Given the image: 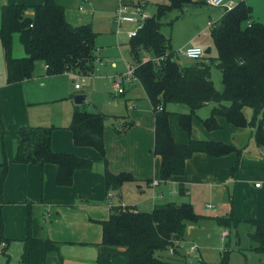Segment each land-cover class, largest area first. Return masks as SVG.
Masks as SVG:
<instances>
[{"label":"trees","instance_id":"obj_1","mask_svg":"<svg viewBox=\"0 0 264 264\" xmlns=\"http://www.w3.org/2000/svg\"><path fill=\"white\" fill-rule=\"evenodd\" d=\"M193 3V0H168L167 4L157 5L154 16L147 19L136 37L126 43L133 77L143 89L154 113L153 153L160 158L161 182L172 176H182L186 161L194 153H203L211 158L235 153L237 158L230 170L231 178L236 173L240 150L219 142L191 138V119L198 109L207 105H212L209 117L202 121L207 131L220 129L215 121L220 117L234 127L249 128L255 146L264 150V24L251 20V8L244 1L237 3L211 26L210 38L216 56L183 66L171 50L170 40L162 35L159 19L166 12L181 10ZM29 9L33 12L32 17L26 15ZM16 35L26 53L23 58L13 57ZM97 36L90 24L71 25L64 7L57 0H44L37 6H3L0 43L7 84H20L31 79L37 63L44 65L48 76L65 72L73 77L91 76L96 60ZM212 66L221 73V92L213 86ZM170 104L185 105L189 113L168 112L165 107ZM244 109L251 110L248 120ZM109 118L98 110H76L67 127L75 147L91 148L97 152L107 191L117 190L123 183L135 182L130 174H112L107 169L103 129ZM112 119L123 120L120 124L113 122L112 128L116 133L126 132L132 125L125 118ZM53 130V127L21 128L17 135L14 163L55 165L56 185L70 187L74 172L92 170L93 162L71 153L53 152ZM7 170L8 164L5 163L0 194ZM178 194H184L181 185ZM205 219L227 230L237 229L239 224L232 211L225 216L208 218L197 215L188 203L161 204L148 212L123 205L114 207L106 220L96 222L101 228V241L97 245L95 264H188L186 256L180 253L185 227ZM245 223L251 229L248 233L254 246L251 250L264 255V222ZM0 229H3L2 221ZM2 239L8 244V240ZM59 249L60 243L45 236L40 217L34 214L33 205L28 203V235L24 240L21 264H45L50 254H56L61 260ZM164 252H170V257L162 256ZM229 255V251L222 252L215 264H228ZM6 264H10L9 259Z\"/></svg>","mask_w":264,"mask_h":264},{"label":"crops","instance_id":"obj_2","mask_svg":"<svg viewBox=\"0 0 264 264\" xmlns=\"http://www.w3.org/2000/svg\"><path fill=\"white\" fill-rule=\"evenodd\" d=\"M231 1L235 5L244 1L251 8V20L262 23L264 18L254 14L249 0ZM43 2L44 0H0V26L3 6L13 4L37 6ZM57 2L64 7L66 19L71 25H84L82 23L84 20L72 19L69 6L71 0ZM86 2L87 0H80L77 7L79 12L84 11L81 4ZM134 2L137 1L126 3ZM122 4L123 2L115 6V9ZM157 4L152 5L156 7ZM80 6L82 10L79 9ZM223 13L221 9L217 18L210 21L218 22ZM26 15L32 17V10L29 9ZM111 21L109 32L114 34L116 28L114 13ZM85 24L92 26L91 23ZM93 31L99 35L94 29ZM193 43L195 47L203 50V55L210 50L208 42L204 43V46L198 39ZM19 45L21 46L19 37L16 35L13 40V57L16 46ZM22 49L24 50L23 47ZM24 53L18 49V56L15 57H23ZM98 54L100 57V52ZM215 56L212 55L213 58ZM193 62L195 61L188 64ZM126 63L130 64L128 50ZM111 66L115 68L114 63ZM126 72H119L110 77L111 88L113 79ZM213 72L212 69L211 80L215 87ZM62 75L72 78L75 84L72 74L65 72ZM59 76H48L44 65L37 63L31 79L20 84L8 85L4 53L0 43V184L4 165L8 164L0 194V221L3 222L1 233L2 237L8 240V244L0 253V256H3L0 257V264H6L8 259L10 264H21L24 240L28 235V203L33 205L34 214L40 217L45 236L60 243L59 254L62 259L59 260L56 254H50L45 264H95L97 245L101 241V228L97 221L106 220L112 209L120 205L148 212L157 205L171 202L179 204L175 198L179 196L180 185L184 190V194L181 195L184 202L181 203L190 204L197 215L208 218L221 217L232 211L233 218L239 221L238 226L247 225L245 222L248 221L264 222V150L255 146L249 128L234 127L225 119L217 117L215 121L220 129L207 131L202 121L210 115L212 105L198 109L191 119V138L219 142L240 150L236 173L231 178L230 170L237 158L235 153L217 158L194 153L186 161L182 176H172L166 182H161L160 158L153 153L155 117L141 86L137 82L126 84L121 95H116L111 89L108 97L98 103L90 100L88 94L78 92L84 91L81 87L75 89L74 85L73 87L71 85L73 89L68 92L61 86V80L57 79ZM89 77H94V73ZM75 93L76 97L85 96L87 102L76 105L70 99ZM174 106L167 105L165 110L178 113L175 112ZM94 107L110 117L103 129L107 169L112 174H130L135 179V182L123 183L117 190L107 191L105 188L103 166L97 152L91 148L75 147L72 134L67 129L74 111L94 112L96 111ZM245 116L249 119L251 111L246 110ZM112 117L125 118L132 125L126 132L116 133L112 128L113 122L120 124L123 120H113ZM27 126L53 127L51 150L91 160L92 170L74 172L71 186L59 187L55 183L57 174L55 165L15 164L18 131ZM153 182L157 185L153 186ZM207 229L212 233H219L223 243L230 237L229 230L218 227L209 219L187 224L185 227L187 233H184L180 253L186 256L188 241L199 242L201 240L199 235L204 234ZM223 232L228 233L224 239ZM209 234L207 232L206 236L209 237ZM201 250L204 251V248L201 247ZM197 251L193 254L199 264L208 263L203 260L199 247ZM162 256L170 257V253L164 252ZM186 258L189 264L191 259L188 256ZM260 264H264V261Z\"/></svg>","mask_w":264,"mask_h":264},{"label":"rangeland","instance_id":"obj_3","mask_svg":"<svg viewBox=\"0 0 264 264\" xmlns=\"http://www.w3.org/2000/svg\"><path fill=\"white\" fill-rule=\"evenodd\" d=\"M128 1L137 2L126 3ZM145 1H148L152 4L158 3L157 5L168 3V0ZM145 1L87 0L85 4H81L84 11L79 12L77 10V7L80 5V0H71V4L69 6L71 7L70 9L72 19H77V21L84 20L82 21L83 24L91 23L93 29L99 33V35L97 36L96 44L97 50L100 52V57L98 54L97 61L94 62V77H85L83 83H79L81 90L84 91L78 92H84L88 94L90 100H94V102L98 103L104 101L106 97H108V94L112 92L110 77L116 73L127 71L128 65L126 63V58L128 48L126 46V43L128 39L126 33L130 31L132 27H130L129 25H122L119 28L118 35L115 34V31L113 32L114 34L109 32L112 25L111 18L113 16V13H115L116 11L115 6L123 2L122 5L127 7L129 10L134 11L136 9H141L142 11H144V13H147L148 15H151V17H153L156 12V7ZM193 2V4L187 5L181 10H171L169 12H166L165 15L159 19L160 23L162 24L161 33L165 38L169 40L171 39L170 48L173 51H177V53L187 46H195L193 41L197 39L199 40V42H203V46L204 43L208 42L210 50H205L206 53H204L203 57H212V55H216V52L212 46V41L210 38V30L212 28L211 26H213L214 24V21L210 20L217 18V14L221 11V9L205 6L200 0H193ZM249 3L253 6L254 14H257L258 16H260V18H264V0H249ZM148 8L149 10H147ZM208 23H211V26H208ZM262 23H264V19H262ZM116 29H118V26H116L115 30ZM18 49H20V51L24 53V50L19 45L16 46L15 56H18ZM25 54L26 53L22 54L23 57L26 56ZM177 59L183 66L191 61H187L186 59L181 58V56L177 57ZM113 63L115 64V68L111 66ZM212 69L214 71V88L216 91L221 92L223 90V86L221 83V73L215 66H212L211 70ZM57 79L61 80V86L64 87L68 92L73 89L71 88V85L72 87L74 85L72 78L60 75L59 77H57ZM74 82L76 83V78H74ZM75 98L76 93L75 95L70 97L73 102ZM174 105L176 109L175 112L183 114L189 113V108L187 106L180 104ZM246 110L251 111L250 109H244L245 113ZM175 200L179 204L181 202H184L181 195L177 196ZM229 231L230 237H228L223 243L220 240L219 233H212V231L207 229L204 231V234L199 235L201 239L199 242L195 240L193 241V243L188 241L186 248H188L190 245H195L197 248L199 247V251H201L203 254V260L211 264L218 263L220 255L224 251L230 252L228 264H260L261 261H264V255L256 254L251 250L254 246L248 237V233L251 231L248 225H240L237 227V229H232ZM185 232L187 233V230H185ZM207 232L210 233L209 237L206 236ZM194 233L195 232H193V234ZM192 235L190 237L193 238ZM201 247L204 248V251L201 250ZM186 256L191 259L189 264H199L195 254L192 255V253L187 251ZM259 259H261V261H259Z\"/></svg>","mask_w":264,"mask_h":264},{"label":"built area","instance_id":"obj_4","mask_svg":"<svg viewBox=\"0 0 264 264\" xmlns=\"http://www.w3.org/2000/svg\"><path fill=\"white\" fill-rule=\"evenodd\" d=\"M201 1L204 3L205 6L212 8H219L222 9L224 12L231 10L235 6V4L231 0H201ZM79 9L82 10V7L80 6ZM149 18H151V15L144 13V11H142L141 9H136L134 11H131L123 5H119L114 13V23L116 26H118V29L115 30V34L116 35L119 34V28L122 25H129L130 27H132V29L126 33L127 39L134 38L136 37L137 33L143 28L144 23ZM208 26H211V23H208ZM98 52L99 51L97 50L95 61H97ZM175 54H176V58L181 56V58L186 60L198 61L203 56V50L200 47L188 46ZM74 78H76V83L74 84V87L75 89H78L80 87L79 83L83 82L84 78H81L79 76H75ZM133 82H137V81L133 77V68L130 65H128L127 72L124 75L117 76L113 79L112 89L116 95H121L124 91L123 89L125 85ZM152 185L156 186L157 183L153 182ZM207 208H210V206H207ZM227 234H228L227 232H223L222 239H224L227 236ZM6 247H7V243L2 239V233L0 229V253ZM181 248H183L182 245H180V249ZM196 251H197V247L195 245H190L188 247V252L193 254Z\"/></svg>","mask_w":264,"mask_h":264},{"label":"water","instance_id":"obj_5","mask_svg":"<svg viewBox=\"0 0 264 264\" xmlns=\"http://www.w3.org/2000/svg\"><path fill=\"white\" fill-rule=\"evenodd\" d=\"M87 101H86V97L85 96H78L74 99V103L76 105H82V104H85ZM95 110H97L95 107H94Z\"/></svg>","mask_w":264,"mask_h":264}]
</instances>
